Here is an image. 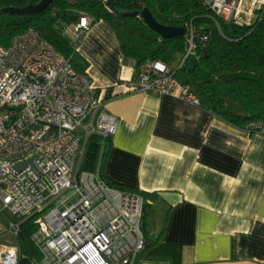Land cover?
<instances>
[{
    "label": "built area",
    "instance_id": "obj_1",
    "mask_svg": "<svg viewBox=\"0 0 264 264\" xmlns=\"http://www.w3.org/2000/svg\"><path fill=\"white\" fill-rule=\"evenodd\" d=\"M198 1L218 28L251 26L264 16V0ZM92 21L82 13L63 28L74 47ZM182 27L184 53L178 66L131 61L130 85L134 91L200 106L192 85L178 72L189 58H198L197 39L206 37L198 35L192 21ZM118 121L102 109L89 77L34 29L0 45V264L133 263L146 246L143 197L109 185L98 168L80 167L90 136H111ZM242 129L264 135V119L249 120ZM27 219L36 254L21 252Z\"/></svg>",
    "mask_w": 264,
    "mask_h": 264
},
{
    "label": "crops",
    "instance_id": "obj_2",
    "mask_svg": "<svg viewBox=\"0 0 264 264\" xmlns=\"http://www.w3.org/2000/svg\"><path fill=\"white\" fill-rule=\"evenodd\" d=\"M118 118L104 162L112 182L154 192L132 264H264V135L168 95L134 91L132 62L104 20L71 56ZM159 241L151 237L161 227Z\"/></svg>",
    "mask_w": 264,
    "mask_h": 264
},
{
    "label": "trees",
    "instance_id": "obj_3",
    "mask_svg": "<svg viewBox=\"0 0 264 264\" xmlns=\"http://www.w3.org/2000/svg\"><path fill=\"white\" fill-rule=\"evenodd\" d=\"M38 1L0 0V45L6 46L15 34L32 28L71 59L74 44L63 28L85 13L93 21L101 19L111 26L123 56L135 65L146 59L173 64L184 53L183 36L163 39L145 25L139 14H121L124 11L140 13L147 8L162 25L182 27L192 21L198 35L206 37L197 39L198 58L188 59L186 66L178 72L181 80L192 85L206 109L239 128L249 120L264 119V16L251 26L219 24V29L210 11L198 0H52L39 13L26 15L1 11L4 7H23ZM110 146V136H90L80 167L87 171L98 168L101 178L109 185L141 195L145 202L143 220L150 207L147 202L155 199L157 194L112 182L105 176L103 165ZM169 209L161 214V227L152 235L151 244L157 243L164 233ZM32 230L30 220H25L20 234L24 254H36L29 242ZM19 264L27 262L21 260Z\"/></svg>",
    "mask_w": 264,
    "mask_h": 264
},
{
    "label": "water",
    "instance_id": "obj_4",
    "mask_svg": "<svg viewBox=\"0 0 264 264\" xmlns=\"http://www.w3.org/2000/svg\"><path fill=\"white\" fill-rule=\"evenodd\" d=\"M52 0H39L35 4H29L23 7H4L1 9L2 12L11 13V14H34L43 11ZM123 16H135L138 15L141 17L145 25L150 28L152 31L156 32L161 38L169 39L177 36H182L184 34V28L180 26H166L158 23L154 17L152 16L151 12L144 8L140 11V13L134 12H121ZM205 50V48H203ZM23 164H19L17 166L18 169L21 168Z\"/></svg>",
    "mask_w": 264,
    "mask_h": 264
},
{
    "label": "rangeland",
    "instance_id": "obj_5",
    "mask_svg": "<svg viewBox=\"0 0 264 264\" xmlns=\"http://www.w3.org/2000/svg\"><path fill=\"white\" fill-rule=\"evenodd\" d=\"M190 60H191V58H189V61H190ZM179 61H180V57L177 58V59L174 61V63H173L174 67H177V66H178ZM77 159H78V158H77Z\"/></svg>",
    "mask_w": 264,
    "mask_h": 264
}]
</instances>
